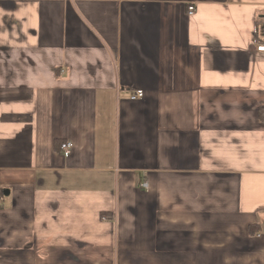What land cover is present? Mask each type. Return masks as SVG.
<instances>
[{
  "label": "crops",
  "instance_id": "crops-1",
  "mask_svg": "<svg viewBox=\"0 0 264 264\" xmlns=\"http://www.w3.org/2000/svg\"><path fill=\"white\" fill-rule=\"evenodd\" d=\"M256 26L264 0H0V264H264Z\"/></svg>",
  "mask_w": 264,
  "mask_h": 264
},
{
  "label": "built area",
  "instance_id": "built-area-1",
  "mask_svg": "<svg viewBox=\"0 0 264 264\" xmlns=\"http://www.w3.org/2000/svg\"><path fill=\"white\" fill-rule=\"evenodd\" d=\"M194 12H195V8L193 6H189L187 8L188 16H192L194 14ZM254 47H255L257 52L264 53V27L258 31L257 42H254ZM143 97H144V92L141 90H138V91H135L134 93H132L129 96V99L131 101H139ZM72 148H73V145L70 141H64V142L60 143V145H59V152L64 157H69V155L71 154ZM140 187L145 189V190L148 189V185L146 182L141 183ZM0 201H1V199H0Z\"/></svg>",
  "mask_w": 264,
  "mask_h": 264
},
{
  "label": "trees",
  "instance_id": "trees-1",
  "mask_svg": "<svg viewBox=\"0 0 264 264\" xmlns=\"http://www.w3.org/2000/svg\"><path fill=\"white\" fill-rule=\"evenodd\" d=\"M264 26H262V27H258V26H256V31H255V33H254V42H257V34H258V31L260 30V29H262ZM62 143V142H61ZM60 145V144H59ZM59 149V148H58Z\"/></svg>",
  "mask_w": 264,
  "mask_h": 264
}]
</instances>
